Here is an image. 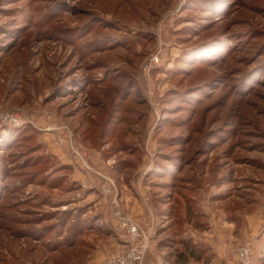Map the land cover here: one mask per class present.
Wrapping results in <instances>:
<instances>
[{"label": "rangeland", "instance_id": "1", "mask_svg": "<svg viewBox=\"0 0 264 264\" xmlns=\"http://www.w3.org/2000/svg\"><path fill=\"white\" fill-rule=\"evenodd\" d=\"M261 215L264 0H0V264H105L126 219L141 264H264Z\"/></svg>", "mask_w": 264, "mask_h": 264}, {"label": "built area", "instance_id": "2", "mask_svg": "<svg viewBox=\"0 0 264 264\" xmlns=\"http://www.w3.org/2000/svg\"><path fill=\"white\" fill-rule=\"evenodd\" d=\"M122 224L128 232L127 250L111 253L105 264H141L147 251L148 237L137 223L126 219ZM234 255L238 264H252V245L250 243L237 245Z\"/></svg>", "mask_w": 264, "mask_h": 264}, {"label": "crops", "instance_id": "3", "mask_svg": "<svg viewBox=\"0 0 264 264\" xmlns=\"http://www.w3.org/2000/svg\"><path fill=\"white\" fill-rule=\"evenodd\" d=\"M78 175L82 176L83 174L78 172ZM141 213H144V211L142 210ZM150 217H152L151 218L152 219L151 224L153 227L154 226L153 225L154 213L152 212V210H151V216ZM144 219H145V217H144ZM262 223L264 224V216L261 215L260 218L258 219V224H260L259 226H261ZM246 236L252 238L254 243L258 244V247H259V250L261 251V253L260 254L258 253L257 255L262 256V257L261 256L260 257L262 260L261 262H263L264 261V252H262V251L264 250V228L260 232L252 230V231L246 233ZM232 241H233V235H231L230 240H227L226 242L222 243L223 245L219 249L220 251L216 252L217 256H219V258H221L222 262H223V260L225 261V263L228 262L226 258L229 257V255H230L229 252H230V247L232 246ZM232 256H233V254H232ZM232 264H237V263L233 262Z\"/></svg>", "mask_w": 264, "mask_h": 264}, {"label": "trees", "instance_id": "4", "mask_svg": "<svg viewBox=\"0 0 264 264\" xmlns=\"http://www.w3.org/2000/svg\"><path fill=\"white\" fill-rule=\"evenodd\" d=\"M185 247V250L177 256V264H189L191 259H194L197 262L202 261L203 264H214V254L208 253L207 246L201 245V243L192 244L187 241Z\"/></svg>", "mask_w": 264, "mask_h": 264}]
</instances>
